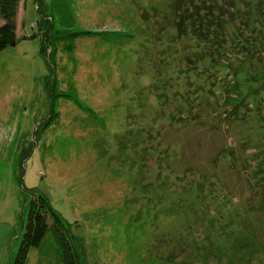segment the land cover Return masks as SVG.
<instances>
[{
	"label": "rangeland",
	"instance_id": "374dc122",
	"mask_svg": "<svg viewBox=\"0 0 264 264\" xmlns=\"http://www.w3.org/2000/svg\"><path fill=\"white\" fill-rule=\"evenodd\" d=\"M174 1L43 0L53 35L87 32L48 55L35 1L16 0L17 43L0 51V264L32 189L84 264H264V0H228L213 55L177 35Z\"/></svg>",
	"mask_w": 264,
	"mask_h": 264
},
{
	"label": "trees",
	"instance_id": "16d2710c",
	"mask_svg": "<svg viewBox=\"0 0 264 264\" xmlns=\"http://www.w3.org/2000/svg\"><path fill=\"white\" fill-rule=\"evenodd\" d=\"M34 1L36 11L40 18L38 23V26L40 25L38 28L41 30L40 35L42 39L47 42H40V51L46 54V51L48 50V55L49 52L53 54V52L58 49V44L63 42L64 49L71 52L73 48L72 41H74L76 37L84 36L87 32L77 31L74 27H72V29H67L65 32L58 30V32H56L57 34L53 35V21L50 17H48V12L45 11L43 0ZM15 3L16 0H0V13L3 19V22L0 24V51L8 46H14L17 43ZM61 6H64L62 0L58 2L51 0L50 9H52V11L59 12L65 8ZM232 7L233 4L228 0H225L223 4L220 0H175L173 6V8H176L175 13L178 17H182V21L176 24V28H178L177 35L179 36L181 32H186L187 30H190L196 35L199 33L202 37L201 40H205L204 42L196 43L199 48L209 51V55L216 54V52L220 53L218 46H224L220 38L216 35L217 40L214 45H212V43H208L206 38L209 37L211 39L212 37L209 33V28L212 30L215 29L218 33L219 29L226 21L231 22L234 20L235 14ZM191 8L195 9L192 12H194L193 14H196V16L191 17L192 14L189 16L187 14L184 15V12H189V9ZM220 10L226 14L219 16ZM50 13H52V16H55L53 12ZM185 19L186 21H184ZM63 26L66 25L63 24ZM202 28L206 29L209 34L203 31ZM33 36L35 35L33 34ZM252 52L253 51L250 52V56L242 57L241 61L247 63L251 59L253 60V58L256 59ZM45 57L49 61V56ZM204 57H211V59H214L215 61L219 58V56H201V58L198 56L197 58L204 59ZM181 58L185 63H194L198 60L193 56H182ZM257 59H261V57L259 56ZM229 85V82H227L222 90L227 89L229 91ZM260 86L261 88L257 89ZM262 88L264 89V82L255 87L254 95L256 96V93L259 90H262ZM241 105L242 104L240 103H234L232 107L233 109H238ZM256 108V113L261 111L264 113V107L258 101L256 103ZM48 119H50V117L45 119V122ZM262 122L263 123H261V125L264 124V119ZM29 194L30 200L27 208V218L24 226V232L12 264H27L29 253L34 248H37L38 251L35 264H41L43 259L45 264H84L80 260L78 251L74 249L76 241L75 237L73 238V235L69 233L63 218L52 206L49 199L42 192L36 189L30 190ZM47 240L51 241L53 245H56L57 255L55 253L52 255L48 250H43V246H45Z\"/></svg>",
	"mask_w": 264,
	"mask_h": 264
}]
</instances>
